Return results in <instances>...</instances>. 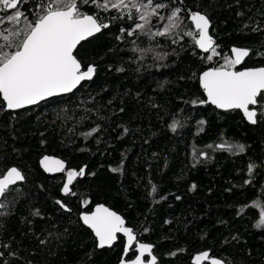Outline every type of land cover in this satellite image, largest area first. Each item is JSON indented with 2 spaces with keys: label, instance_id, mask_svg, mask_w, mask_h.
Here are the masks:
<instances>
[{
  "label": "trees",
  "instance_id": "trees-1",
  "mask_svg": "<svg viewBox=\"0 0 264 264\" xmlns=\"http://www.w3.org/2000/svg\"><path fill=\"white\" fill-rule=\"evenodd\" d=\"M242 4L241 8L236 7L235 0H183L179 5L209 14L210 34L222 49L212 61L193 47L192 38L185 37L179 44L166 46L172 54L162 62L166 66L157 68L151 54L142 62L137 60V54L131 51L132 38L118 41L119 27L113 25L103 35L82 42V48L78 46V58L85 66L95 64L97 72L74 95L56 97L15 113L2 110L0 104V171L14 165L27 176L20 185L25 195L14 215L4 222L5 239L14 237L22 242L21 255L28 258L34 251V264H118L124 252L123 237L118 236L110 248L98 249L92 232L80 221L82 212L102 203L125 219L126 225L138 233L139 241L155 245L159 264H192L194 254L208 249L228 264H264V230L253 227L259 208L250 206L253 201L264 202V122L252 125L238 110L219 111L209 104L188 103L193 98L205 99L199 75L219 67L222 56L230 54L233 45L261 47L264 33L241 28L249 17L264 23L259 15L264 11V0H242ZM85 10L91 13L93 8ZM236 11H244L245 17H237ZM186 23L194 30L190 21ZM138 43L149 46L146 40ZM260 64L264 59L253 58L243 67ZM121 67L124 71H116ZM95 109L105 119H98ZM65 111L75 119H57V114ZM83 115L88 119L76 124ZM174 115L185 122L176 133L168 127ZM199 120L207 123L198 133ZM95 125L102 128L98 135L87 139L79 135ZM125 127L129 129L127 134L123 132ZM222 139L245 144V153L232 155L207 149ZM194 147L210 155L195 167ZM44 155L63 159L66 170L85 169V175L74 182L77 195L65 196L61 191L66 171L50 176L41 170L39 160ZM250 161L261 167L253 184L246 185ZM112 168L121 171L113 172ZM150 181L157 185V194L149 195ZM193 183L197 185L195 190H191ZM161 196L167 199L160 200ZM58 199L72 209L71 213L55 203ZM84 200L89 203L85 205ZM242 206L244 213L237 215ZM33 207L41 210L43 219L29 215ZM25 217L32 220L31 225ZM144 228L149 231L144 232ZM33 232L41 238L48 232L64 235L42 248ZM234 236L239 239L234 240ZM174 251L177 255H169Z\"/></svg>",
  "mask_w": 264,
  "mask_h": 264
},
{
  "label": "snow or ice",
  "instance_id": "snow-or-ice-1",
  "mask_svg": "<svg viewBox=\"0 0 264 264\" xmlns=\"http://www.w3.org/2000/svg\"><path fill=\"white\" fill-rule=\"evenodd\" d=\"M183 0H0V104L2 110L15 113L17 110L27 109L29 106H38L41 102L62 97L66 94H75L84 83L93 80L97 72L95 64H85L78 58L84 43L110 31L113 25L119 27L118 41L132 38L131 44L137 60H143L144 56L151 54L157 63L155 67H164L162 62L172 53L166 50L167 45H176L185 39L192 38L193 47L207 54L204 59L212 61L220 56L222 49L210 34L212 21L207 12L186 9L179 6ZM236 7H243L242 0H235ZM92 7L89 13L85 9ZM231 8L232 5H229ZM185 13L187 15L185 16ZM235 15L245 17L244 11H236ZM264 17V11L259 13ZM186 21L194 25V30L189 28ZM250 28L252 33H264V23L260 20L248 18L241 31ZM148 41V47H141L138 41ZM84 42V43H82ZM219 49V51H218ZM253 58L264 59V40L259 49L233 45L230 54L222 56L223 63L219 67H211L199 76V85L206 94L207 99H191L188 101L193 106L212 104L219 109L240 110L246 120L252 124L264 122V64L254 67H243ZM237 66H241L238 70ZM86 67V70H85ZM122 72L124 69L117 68ZM137 72L140 67H137ZM166 83V82H165ZM79 86V87H78ZM164 85L161 84L160 87ZM94 100V97H90ZM111 104V101H109ZM158 107V105H151ZM85 112L93 109H84ZM120 112L124 108L119 109ZM98 119H105L99 115V109H95ZM57 119L64 122L73 121L74 114L58 113ZM87 115L75 120L76 124H82ZM55 122V121H53ZM207 122L197 121L198 133L203 132ZM170 131L176 133L178 129L185 127V122L173 116L168 125ZM102 130L101 125H95L88 131L79 135L84 138H93ZM74 129H69L73 132ZM124 134L129 132L125 127ZM197 133V134H198ZM100 141L97 140V143ZM43 143V141H42ZM207 149L228 152L232 155L243 154L246 145L239 142L221 140L218 144H210ZM155 155V154H153ZM210 159L209 151L198 148L192 149V166L195 167ZM40 165L47 173H64L66 180L61 189L65 196H75L74 182L78 177L85 175V169L79 171L67 169L65 161L51 156H43ZM258 165L250 161L247 166L248 178L246 185H252L257 175ZM111 171H121L120 168H112ZM94 175V173H93ZM27 176L17 166H10L0 171V264H34L31 258L35 252L28 253V258L21 255L22 242L15 241L14 237L5 239V220L14 215L18 204L25 193L20 185L26 182ZM197 185L193 183L191 190ZM264 187V186H262ZM158 193V187L151 184L149 195ZM167 199L161 196L160 200ZM177 200L181 197L177 196ZM157 203L160 201L157 200ZM55 203L65 212L71 213L72 209L63 201ZM83 203L87 205L88 200ZM259 208L257 219L253 227L264 230V202L253 201L250 205ZM242 206L237 215L244 213ZM31 217L43 219L39 208H30ZM80 219L83 225L92 230L97 239V248L111 247L118 239V233L127 237L125 256L120 264H158V256L155 254V245L138 240V233L132 227L125 224L124 218L105 207L97 205L94 211L82 212ZM24 220L31 225L32 220L27 217ZM171 223V221H165ZM31 230V229H30ZM67 230H65L66 232ZM144 228V232H148ZM39 246L47 247L53 240L57 242L63 237V233L48 232L43 238L32 233ZM234 240L239 239L234 236ZM227 243V241H225ZM183 251V250H178ZM54 254V253H50ZM169 255L175 256L177 252ZM228 264L222 257L212 255L210 249L194 255L193 264Z\"/></svg>",
  "mask_w": 264,
  "mask_h": 264
},
{
  "label": "water",
  "instance_id": "water-1",
  "mask_svg": "<svg viewBox=\"0 0 264 264\" xmlns=\"http://www.w3.org/2000/svg\"><path fill=\"white\" fill-rule=\"evenodd\" d=\"M220 49H221V46H220ZM219 50V49H218ZM241 66H237V68H238V70H239V68H240ZM209 69V68H208ZM86 70V69H85ZM207 70V69H206ZM205 71V70H204ZM201 74H202V72H201ZM200 76V75H199ZM79 87V86H78ZM201 88V87H200ZM202 89V88H201ZM75 91V90H74ZM202 91H203V89H202ZM203 94H204V96H205V100L207 99V97H206V94L204 93V91H203ZM67 95V94H66ZM209 105H211L212 107H214L215 109H217V110H219V111H231V110H224V109H219V108H217L215 105H212V104H210V103H208ZM29 107H32V106H29ZM28 107V108H29ZM18 111V110H17ZM238 111H240V110H238ZM241 112V114L243 115V113H242V111H240ZM244 117V116H243ZM244 119L246 120V118L244 117ZM246 122H248L247 120H246ZM249 123V122H248ZM250 124V123H249ZM45 156V155H44ZM47 156H51V157H55V158H57V159H61V158H59V157H56V156H53V155H47ZM43 157V156H42ZM41 157V158H42ZM40 158V159H41ZM63 160V159H62ZM40 161V160H39ZM39 166H40V168H41V170L45 173V174H47V175H50V176H54V175H60V174H62V173H47V172H45L44 171V169L42 168V166L40 165V163H39ZM65 166L67 167V163L65 162ZM100 204H102V203H99V204H96V205H94L93 206V208L91 209V211H94L95 210V208H96V206L97 205H100ZM105 207H108V206H106L105 204H103ZM109 208V207H108ZM112 210V209H111ZM91 211H89V212H91ZM112 211H114V210H112ZM116 212V211H115ZM117 213V212H116ZM117 214H119V213H117ZM120 215V214H119ZM125 220V219H124ZM80 221H81V223L83 224V222H82V220L80 219ZM125 224H126V221H125ZM83 226H85L86 228H88L86 225H83ZM127 226V225H126ZM129 227V226H128ZM91 232H92V230L90 229V228H88ZM92 234H93V236H94V233L92 232ZM118 236H121V237H123V240H124V249H125V247H126V243H127V237L126 236H124V234L123 233H118L117 234ZM95 237V236H94ZM96 239V238H95ZM98 241H97V239H96V243H97ZM140 242H142V241H140ZM116 243V241L113 243V245ZM144 243H146V242H144ZM112 245V246H113ZM111 246V247H112ZM105 248H110V247H105ZM98 249H100V248H98ZM199 253V252H198ZM197 254V253H196ZM195 255V254H194ZM194 255L192 256V259H191V263L193 264V257H194ZM123 258H125V259H127V257L125 256V254H124V252H123V256H122ZM120 262H121V260L119 261V263L118 264H120ZM207 263V262H206ZM158 264H159V262H158Z\"/></svg>",
  "mask_w": 264,
  "mask_h": 264
}]
</instances>
